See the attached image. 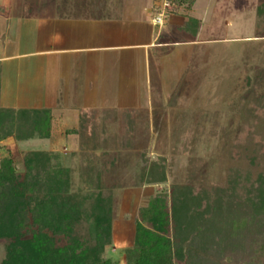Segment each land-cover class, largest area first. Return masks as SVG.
Segmentation results:
<instances>
[{
  "label": "rangeland",
  "instance_id": "1",
  "mask_svg": "<svg viewBox=\"0 0 264 264\" xmlns=\"http://www.w3.org/2000/svg\"><path fill=\"white\" fill-rule=\"evenodd\" d=\"M159 1H118L126 17L139 20L140 17L146 19L147 15L152 14L144 26L135 27V32L132 31V24L130 29L126 25L124 40H148L151 30L152 33L159 30V35L177 42L154 47L149 50L148 56L141 49L129 50L130 58L133 57V65L129 67L113 63L112 60L117 61L115 58L106 61L107 64L101 66L104 80L102 88L96 90L97 97H94L96 91L90 90L84 98L76 96L54 99L42 96L41 88L47 77V66L42 64L43 58L13 57L14 60L5 65L0 64L2 107H42L48 106L51 100L62 106L72 102L84 111L94 110L91 114L98 121L105 108L114 104L117 92L121 95L118 96L121 106L114 109L116 116L106 131L122 135L124 122L121 116L124 109L121 107L135 106V112L131 114L136 123L133 137L135 144L127 140L126 147L119 151L117 159L121 167L113 172L119 182L127 183L135 178L140 167L151 168L152 160L164 158L167 180L141 187L106 191V194L112 195L116 211L112 244L108 252L113 258L119 259L120 264H125V260L119 250L131 245L137 209L150 193L164 187L170 189L174 183L185 182L204 188H229V168L237 165L242 180L237 189L241 194L245 192L247 183L264 170V164L251 159L255 148L251 137L236 151L230 148L243 124L239 114L241 94L250 86L264 91V0H192L178 6L170 3L171 11L164 22L151 25ZM48 5L51 7L46 0H0V10L5 12L27 7L45 11ZM4 18L0 16V25L4 26H0V55H15L36 49L34 38L39 32L35 30L34 22L31 24L32 21L26 18V23L19 28L17 23V26L15 23L12 26L4 25ZM190 18H198L202 22L196 37L192 35L194 23L190 22ZM257 18L261 19L260 25L257 24ZM176 19L181 22L175 30ZM12 20L16 21V18ZM4 32L6 34L1 38ZM45 35L42 30L40 37ZM128 53L119 55L127 57ZM134 81L135 90L132 89ZM92 98L97 101V105L90 103ZM77 112L78 109H72L62 114L56 113V116H61L56 117L55 126L60 131L76 126ZM259 132L264 135V126L259 127ZM178 137L182 140L187 138L189 142L192 140L193 152L173 150L172 142ZM70 147V138L61 133H57L52 142L39 139L16 140L11 136L0 142V157L12 153L16 170L23 172V153L26 150L49 149L65 153ZM85 229L83 225L81 232ZM221 243L225 246L227 240L223 238ZM2 257L3 245L0 243V262Z\"/></svg>",
  "mask_w": 264,
  "mask_h": 264
},
{
  "label": "trees",
  "instance_id": "2",
  "mask_svg": "<svg viewBox=\"0 0 264 264\" xmlns=\"http://www.w3.org/2000/svg\"><path fill=\"white\" fill-rule=\"evenodd\" d=\"M169 1L178 6L192 0ZM190 19L196 37L202 22ZM256 21L261 24L260 18ZM240 103L243 124L230 148L236 151L251 137V159L264 164V135L259 132L264 91L247 87ZM132 112L123 110L124 132L114 135L106 131L114 109L104 111L98 121L81 112L76 126L60 131L49 108L0 105V142L11 136L53 140L57 133L71 140L65 153L26 150L23 172L16 170L12 153L0 157V264H120L108 252L116 211L106 191L167 180L164 158L152 160L151 168L140 167L130 182L115 176L113 171L121 167L119 151L127 140L135 144ZM188 140L175 138L173 150L193 152L194 142ZM237 169L229 168V188L185 182L150 193L137 209L131 245L119 250L125 264H264V170L240 194Z\"/></svg>",
  "mask_w": 264,
  "mask_h": 264
},
{
  "label": "crops",
  "instance_id": "3",
  "mask_svg": "<svg viewBox=\"0 0 264 264\" xmlns=\"http://www.w3.org/2000/svg\"><path fill=\"white\" fill-rule=\"evenodd\" d=\"M118 1L46 0V2L50 3L51 7L48 5L45 11L44 9H32L28 7L15 11L8 10L7 12L0 10V16L5 17L4 25L12 26V24L15 23L16 25L17 23L20 28L24 22L26 23L24 19L27 18L30 22L32 21L31 24L34 22L35 30L39 32L36 33L37 37L34 38L36 49L15 55H0V64L5 65L14 60L13 57L43 58L42 64L47 66V77L45 82H43L44 86L41 88L42 96L54 99L60 97L73 98L76 96L84 98L87 96L89 90L95 92L102 88L104 77H102L101 66L107 64L106 61L108 62L109 59L115 58L117 61L112 60L113 63L125 64L129 67V65H133V57L130 58L129 50L141 49L148 56L149 50L155 49L154 47H163L177 42V40H170L169 37L159 35V30L154 33L151 30L148 40L126 42L124 40L126 25L129 26V29L132 26V31L135 32V27L144 26L146 19L150 20L149 16L151 17L152 14L147 15L146 19L140 17L139 20H136L134 17H126L127 14L122 10V5ZM12 18H16V21H13ZM148 19L147 21L149 22ZM180 22L181 20L176 21L174 25L175 30L176 25ZM150 23L151 25L153 24L152 21ZM130 24L132 25L130 26ZM0 26L4 28V26ZM42 30L46 34L45 37H40ZM6 32L1 34V38ZM123 52L124 54L128 53L127 57L119 55V53ZM116 55H118L117 58ZM135 61L137 63V60ZM123 74H126V72ZM0 82V88L2 89V78H0ZM134 85L135 81L132 86L133 90H135ZM97 91L94 97H97ZM118 96L121 95H118L116 92L113 100L114 104L111 103L112 107H107L104 111L118 109V105L121 106V100ZM90 103L97 105V101L93 98ZM42 107L51 110L54 120H56L57 116H61H56V113L60 114L61 112L62 114V112H68V110L71 111L72 109H78V119L81 112H94V110L89 109L84 111L72 102L62 106L52 100L48 106ZM126 108L135 109V106L124 105L121 107V109Z\"/></svg>",
  "mask_w": 264,
  "mask_h": 264
},
{
  "label": "built area",
  "instance_id": "4",
  "mask_svg": "<svg viewBox=\"0 0 264 264\" xmlns=\"http://www.w3.org/2000/svg\"><path fill=\"white\" fill-rule=\"evenodd\" d=\"M160 3L156 4L155 14L152 16L151 21L154 25H161L167 17V12L170 10L169 0H160Z\"/></svg>",
  "mask_w": 264,
  "mask_h": 264
}]
</instances>
